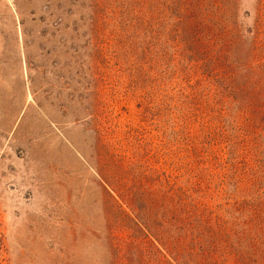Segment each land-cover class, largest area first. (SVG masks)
Here are the masks:
<instances>
[{
	"label": "rangeland",
	"instance_id": "rangeland-1",
	"mask_svg": "<svg viewBox=\"0 0 264 264\" xmlns=\"http://www.w3.org/2000/svg\"><path fill=\"white\" fill-rule=\"evenodd\" d=\"M0 264H264V0H0Z\"/></svg>",
	"mask_w": 264,
	"mask_h": 264
},
{
	"label": "trees",
	"instance_id": "trees-1",
	"mask_svg": "<svg viewBox=\"0 0 264 264\" xmlns=\"http://www.w3.org/2000/svg\"><path fill=\"white\" fill-rule=\"evenodd\" d=\"M185 220H186V219H185ZM185 220H182V219H181L180 222L183 223ZM180 229H181L180 237H182V234H183V232H182V231H183V228L181 227ZM196 238H197V236H196Z\"/></svg>",
	"mask_w": 264,
	"mask_h": 264
}]
</instances>
